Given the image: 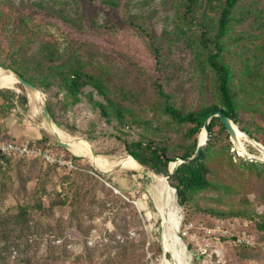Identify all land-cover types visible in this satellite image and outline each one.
<instances>
[{"label":"rangeland","instance_id":"obj_1","mask_svg":"<svg viewBox=\"0 0 264 264\" xmlns=\"http://www.w3.org/2000/svg\"><path fill=\"white\" fill-rule=\"evenodd\" d=\"M262 7L264 0H240L236 11L249 8L257 11ZM184 9L183 0H119L118 7L104 6L101 0H0V68L8 72L3 64L12 60L20 42L26 39L51 41L63 51L73 49L79 53L87 61V69L106 73L112 86L132 91L137 101L129 103L137 105L139 111L149 115L155 113L158 122L165 121L166 117H160L156 105L161 100L156 84H160L170 102L183 111L198 109L215 100L212 71L207 65L200 67L194 60L192 51L185 46L187 36H174L177 26L183 27L191 36L202 29L198 14L186 13L183 17ZM131 14L139 16L145 30L126 22L125 17ZM166 33L175 38L166 40ZM155 45L160 49L159 55H156ZM225 58L235 73V83L249 79L248 69L251 73L264 72V25L261 27L254 22L253 13L246 20L232 24ZM245 67L247 70L242 74ZM25 93V87L18 80L12 86L0 87L1 131L6 137L20 141L42 139L53 143L63 155L76 157L73 160L75 167L58 169L37 158L0 159V221L15 213L17 205L24 201L33 205L41 201L45 208L55 202L47 209L49 211L34 210L32 218L36 225L29 232L13 228L8 221L0 224V264H25L27 254L50 248L56 252L61 248L69 250L64 260L54 264L75 261L85 243L99 242L107 231H115L114 223H123L119 218L114 222L103 208L101 199L106 197L109 189L124 199L121 205L131 221L127 224L129 236L137 239L142 235L144 239V244L138 245L141 261L161 264L162 246L158 232L161 216L149 191L151 171L141 166L99 173L81 150L63 148L43 132L38 125L43 119L41 102L37 101L35 111L29 109ZM239 95L246 108L239 111V122L234 124L248 127L264 141V96L246 92ZM68 117V122L74 123L82 133L88 123L87 105L75 106L68 111ZM186 127L174 126L166 130L170 137L179 139ZM239 127L235 146L249 155L262 157L263 144L259 142V145L241 133ZM226 133L221 132L219 126L215 127L217 145L227 144L230 139ZM72 135L89 142L80 134ZM92 144L97 154L105 157L129 156L126 151H115L103 140ZM233 150L235 161L239 162V155L248 159L234 147L230 152ZM210 164L211 178L230 183L235 190L225 204H217L210 198L215 191L202 193L197 198L200 207L219 205L227 209L246 205L258 213L264 212V180L255 171L230 166L227 154L213 159ZM67 194L70 195L69 204H61L62 197ZM74 194L77 195L75 198L72 197ZM179 208V233L187 247L188 264H264V232L256 228L253 220L235 216L218 218L198 208H188L194 225L185 228L186 213L181 206ZM71 211L73 218L81 222L78 228L76 222L69 219ZM216 226L227 230L228 235L206 232L207 228ZM59 230L62 231L60 238L56 237ZM229 233H246L251 236L252 244L246 247L235 244ZM56 252L52 253L57 255ZM168 259L173 264H181L176 251L169 252Z\"/></svg>","mask_w":264,"mask_h":264},{"label":"trees","instance_id":"obj_2","mask_svg":"<svg viewBox=\"0 0 264 264\" xmlns=\"http://www.w3.org/2000/svg\"><path fill=\"white\" fill-rule=\"evenodd\" d=\"M239 1L183 0L185 9L182 16L196 12L202 29L199 34L191 36L183 27L177 26L176 31H173L174 36H187L185 46L192 51L194 60L200 67L207 65L212 71L215 100L198 109L183 111L173 105L161 85L156 84L157 93L161 97L156 105H158L160 117L162 118L163 115L166 117L165 121L158 122L155 113L149 115L139 111L137 105L133 106L129 103L132 100L137 101L132 91L121 86H112L108 83L106 73L100 70L98 72L88 70L87 61L79 53L73 49L63 51L51 41L26 39L20 42L13 53L12 60L4 63L3 66L37 85L46 94L47 106L55 123L67 132L80 134L94 144L96 141L103 140L115 151H126L128 155L130 154L155 172L167 175L170 185L176 189L179 205L186 213L185 224L194 225L187 213L188 208H198L213 217L235 216L253 220L256 228L264 232V212L258 213L246 205L227 209L219 205L205 207L198 205V196L207 191H215L216 194L210 196L214 202L225 204L227 197L235 190L234 185L210 176L212 172L210 162L226 154L230 166L255 171L264 180V162L249 160L240 155L238 156L239 162H237L233 159L235 150L230 152L233 147L230 140L225 146L216 144L215 127L219 126V130L226 133L218 116L211 117L208 122L209 137L198 157L188 163L181 162L172 172L169 171L171 161L191 156L194 153L200 130L210 112L221 110L234 122H239L238 113L242 108H246L239 93H259V97L264 96V72L251 73L248 69L247 73L250 76L247 73L246 75L249 79L235 83V73L228 59L225 58L228 35L234 21L242 22L253 13L254 22L261 27L264 25L263 7L257 11L251 8L247 11H236ZM101 3L108 7H118L119 0H101ZM125 20L139 30H145L139 16L131 14L126 16ZM168 34L170 33L165 34V39L172 41L175 37L168 36ZM154 50L156 55H159L160 49L157 45ZM246 70L247 67L242 70V74ZM81 104L87 105L88 123L84 131L79 133L76 125L68 122V111H72L75 106ZM1 108L3 105H0ZM250 108L255 109V107ZM182 125H187V127L179 139H173L168 135L166 129ZM240 127L264 145V141L257 138L248 127L243 125ZM27 143L41 147H54L58 152L60 150L57 145L46 143L42 139L27 141ZM64 157L70 159L74 166L73 160L76 157L73 156L74 159L65 155ZM6 158L16 157L0 154V159ZM30 158L45 162L41 157ZM48 164L57 167L53 163ZM75 196L77 195L74 194L72 197L75 198ZM69 198V194L62 197L61 204L62 202L69 204ZM121 202H124V199L109 189L106 197L101 199L103 208L109 212L114 222L116 218H119L123 223H114L115 231H107V235L103 236L99 242L93 245L85 243V247L79 254H76L75 261L69 264H144L140 259L142 253L138 251V245L142 246L144 239L142 235L137 239L129 236L127 230L131 221L127 218L128 213L123 209ZM52 204L45 208L41 201L34 205L30 201H24L17 205L15 213L7 215L4 221H0V224L8 221L13 228L21 232H29L36 225L33 224L32 218L34 210L45 212L52 208ZM72 213L73 211L69 213V219L71 222H76L74 224L78 228L81 222L73 218ZM56 233H58L56 237L62 236V231L59 230ZM235 244L248 246L236 242ZM52 252L56 251L50 248L27 254L25 264H50V262L54 264L58 260H64L69 250L58 249L57 255Z\"/></svg>","mask_w":264,"mask_h":264},{"label":"bare ground","instance_id":"obj_3","mask_svg":"<svg viewBox=\"0 0 264 264\" xmlns=\"http://www.w3.org/2000/svg\"><path fill=\"white\" fill-rule=\"evenodd\" d=\"M5 71V70H4ZM0 68V87L12 86L17 81L16 75L11 71L4 72ZM25 87V86H24ZM26 93L30 100L31 105L41 102V109L43 103V96L40 91L25 87ZM32 115V114H31ZM38 125L44 132L52 139L58 137L62 141L68 142V147L81 150L88 158L95 169L105 171L117 164H121L122 167L140 168L141 165L130 155L129 156H114L113 158L105 157L97 154L93 156L90 152V144L85 139L78 135L69 134L59 129L55 124H48L44 119L38 122ZM234 130L237 133L238 126L233 124ZM241 133L243 131L239 130ZM205 137L204 130L199 133L200 140ZM236 139V137H235ZM264 152V147H261ZM239 152L245 153L244 150L237 146ZM261 159H264V154ZM173 164V163H172ZM171 164V166H172ZM151 188L149 189L151 196L157 206L159 214L161 216V222L159 226V237L162 246L161 264H173L168 255L171 251H176L181 264H188L186 258V245L184 240L179 235V213L180 208L176 199L174 191L167 185L165 178L161 174H155L151 172Z\"/></svg>","mask_w":264,"mask_h":264},{"label":"water","instance_id":"obj_4","mask_svg":"<svg viewBox=\"0 0 264 264\" xmlns=\"http://www.w3.org/2000/svg\"><path fill=\"white\" fill-rule=\"evenodd\" d=\"M8 69V68H6ZM11 70V69H10ZM15 75H16V78L18 80V82L20 84H22L23 86L25 87H29L31 89H34V90H37V91H40V93L42 94L43 96V103H42V114H43V119L48 123V124H54V119L48 109V106H47V102H46V95L45 93L40 90V88L27 81L26 79H24L21 75H19L18 73H16L15 71L11 70ZM213 116H218L220 121L223 123L225 129H226V132L228 133V136H229V139L230 141L232 142L233 144V147L234 149H237V147L235 146L234 142H235V137H236V132L234 130V126L233 124L235 123L232 119H230L228 116H226L221 110H216V111H213V112H210L208 115H207V118L205 119V122H204V125L202 127V129L204 130V134H205V137L203 140H200V138H198V142H197V146H196V149L194 151V153L191 155V156H188V157H184V158H178L176 159L173 164L172 167H169V171L172 172L176 166L178 164H180L181 162H191L193 159H196L200 153V151L202 150V148L204 147L205 143H206V140L208 139L209 137V128H208V122L210 120L211 117ZM237 125V124H236ZM238 126V125H237ZM239 127V126H238ZM240 128V127H239ZM241 129V128H240ZM241 131H243L241 129ZM244 132V131H243ZM250 139H253L256 143H258L259 145H261V143H259L257 140H255L251 135H249L248 133L244 132ZM53 141L58 144L59 146L63 147V148H68V142H65V141H62L61 139H59L58 137H56L55 139H53ZM89 141V140H88ZM90 142V141H89ZM90 152L93 156H96L97 155V152L93 146V144L90 142ZM264 147V145H262ZM238 150V149H237ZM130 155V154H129ZM244 156H246L249 160H253V161H259V162H264V159H261L259 157H256V156H253V155H249L248 153H244L242 154ZM133 157V156H131ZM134 158V157H133ZM135 159V158H134ZM136 160V159H135ZM142 167H144L145 169H147L148 171H151L155 174H161L166 182H167V185L174 191L175 195H176V199H177V193H176V189L170 185L169 181H168V176L163 174V173H158V172H155L154 170H152L150 167H148L147 165L145 164H142L141 162H139L138 160H136ZM122 165L121 164H117L115 165L114 167L108 169V170H105V171H101V170H97L99 173L101 174H109V173H112L113 171H116L117 169L121 168ZM178 202V201H177ZM178 206L180 207L179 203H178ZM180 235V233H179ZM181 236V235H180ZM187 248V247H186Z\"/></svg>","mask_w":264,"mask_h":264},{"label":"built area","instance_id":"obj_5","mask_svg":"<svg viewBox=\"0 0 264 264\" xmlns=\"http://www.w3.org/2000/svg\"><path fill=\"white\" fill-rule=\"evenodd\" d=\"M0 154L8 157L16 158H30L41 157L45 162L53 163L58 169H72L73 163L70 159H66L64 155L58 152L54 147H41L38 145H29L27 142H22L14 138H8L0 129ZM185 228H189L192 223L184 225ZM206 232H218L221 235H228V231L222 229L219 226L207 228ZM230 238L241 244H252L251 236L246 233H229Z\"/></svg>","mask_w":264,"mask_h":264},{"label":"crops","instance_id":"obj_6","mask_svg":"<svg viewBox=\"0 0 264 264\" xmlns=\"http://www.w3.org/2000/svg\"><path fill=\"white\" fill-rule=\"evenodd\" d=\"M27 94V93H26ZM27 96V99H28V106H29V109H31V110H36V104H34V105H31V103H30V100H29V98H28V95H26ZM28 120L29 121H31V122H33V119L31 118V117H28ZM43 130V129H42ZM43 132H44V130H43ZM45 133V132H44ZM12 134L14 135V136H16L13 132H12ZM46 134V133H45Z\"/></svg>","mask_w":264,"mask_h":264}]
</instances>
